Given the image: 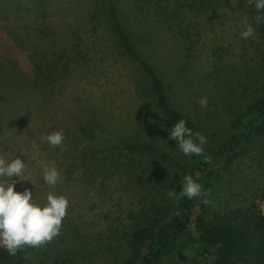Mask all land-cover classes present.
Returning <instances> with one entry per match:
<instances>
[{
    "label": "rangeland",
    "instance_id": "rangeland-1",
    "mask_svg": "<svg viewBox=\"0 0 264 264\" xmlns=\"http://www.w3.org/2000/svg\"><path fill=\"white\" fill-rule=\"evenodd\" d=\"M116 1L137 52L159 73L172 105L192 119L197 133L207 137L222 130L258 93L264 47L249 0ZM43 6L38 12L32 0H0V50L29 76L18 88L24 76L7 82L0 75V157L24 160L22 180L12 178L14 190L28 188L41 203L49 192L68 201L59 235L35 247L34 263L104 264V244L120 242L113 236L124 237L130 215L145 200L136 174L128 172L137 161L124 155L120 140L141 131V123L159 134L148 140L171 154L180 150L168 139L169 127L156 130L158 111L152 123L144 121L155 110L149 81L118 44L104 0H44ZM242 18L252 24L254 37L240 38ZM34 50L57 62L51 88L34 79ZM60 129V146L41 139ZM249 147L240 164L213 181L219 205L239 204L251 181L264 188V143ZM53 166L59 177L50 186L43 176ZM254 204L264 212V197Z\"/></svg>",
    "mask_w": 264,
    "mask_h": 264
},
{
    "label": "trees",
    "instance_id": "trees-1",
    "mask_svg": "<svg viewBox=\"0 0 264 264\" xmlns=\"http://www.w3.org/2000/svg\"><path fill=\"white\" fill-rule=\"evenodd\" d=\"M32 1L35 10L44 9V0ZM104 6L118 44L148 78L149 97L155 110L153 118L144 120L146 124L157 119L158 111L162 119L157 131L170 128L183 118L186 126L197 133L192 119L172 105L159 73L137 52L117 1L104 0ZM261 14L264 15V10ZM1 27L3 24L0 30L4 31ZM255 30L264 47V23H256ZM43 55L38 50L31 52V71L40 86L51 88L58 77L54 72L57 62ZM17 64L5 50H0V75H6L7 82L19 81L24 76L20 88L29 81V76L19 72ZM258 89L222 130L207 135L201 156L186 157L178 151L171 154L148 140L149 136L157 140L159 134L142 128L141 123H138L141 131L135 130L120 140L124 155L137 161L128 172L136 174L145 200L141 209L130 215L129 228L122 233L124 237L113 236L114 240L121 239L120 242L113 248L109 243L104 244L105 250H101L104 264H264V212L254 204L257 196L264 197V188L251 181L243 186L245 197L239 204L219 205L213 184L233 164H240L247 157L249 142L264 143V79ZM141 90L145 92L144 88ZM193 171L200 173L199 182L202 191L207 190L209 204L203 203L202 197L189 200L167 196L169 190L178 192L183 177ZM34 252L35 247L24 246L15 256H9L0 249V264H35Z\"/></svg>",
    "mask_w": 264,
    "mask_h": 264
},
{
    "label": "clouds",
    "instance_id": "clouds-1",
    "mask_svg": "<svg viewBox=\"0 0 264 264\" xmlns=\"http://www.w3.org/2000/svg\"><path fill=\"white\" fill-rule=\"evenodd\" d=\"M256 10L254 20L256 23H264V0H249ZM243 30L240 32L241 39L254 37V28L247 18H242ZM203 106V105H202ZM168 139L174 140L180 152L184 156H201L206 137L202 133L193 132L186 126L183 118L177 120L167 130ZM50 146L56 147L62 144L64 139L63 130H54L41 137ZM206 159V157H205ZM25 168L24 160L19 156L11 159L0 157V249L9 256H15L17 251L24 246L39 247L51 241L59 235L61 222L66 214L68 206L67 198L62 194L47 193L44 202L33 199L32 191L28 188L14 190L17 182L22 180V172ZM59 173L56 168L50 167L44 172L43 180L46 184L54 186ZM200 173L193 171L183 177V184L178 192L169 190V198L202 197V202L209 204L206 191H202L199 182Z\"/></svg>",
    "mask_w": 264,
    "mask_h": 264
}]
</instances>
